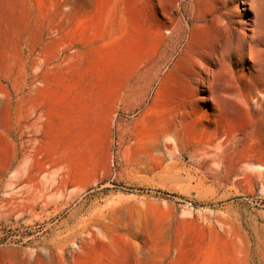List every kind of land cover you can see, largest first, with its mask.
Segmentation results:
<instances>
[{
	"label": "rangeland",
	"instance_id": "obj_1",
	"mask_svg": "<svg viewBox=\"0 0 264 264\" xmlns=\"http://www.w3.org/2000/svg\"><path fill=\"white\" fill-rule=\"evenodd\" d=\"M174 2L91 0L75 16L72 0H25V23L1 12L0 264H264V125L222 103L180 113L165 75L148 90L157 15ZM176 116L183 130L162 142ZM216 137L243 173L196 151Z\"/></svg>",
	"mask_w": 264,
	"mask_h": 264
},
{
	"label": "bare ground",
	"instance_id": "obj_2",
	"mask_svg": "<svg viewBox=\"0 0 264 264\" xmlns=\"http://www.w3.org/2000/svg\"><path fill=\"white\" fill-rule=\"evenodd\" d=\"M90 2L72 0L73 14L80 15ZM24 6L25 0H0V15L6 10L16 23H25ZM157 17L160 42L155 63L149 60L148 90L161 87L165 75L181 88L176 99L185 105L180 113L196 114L191 104L201 103L210 105V109L202 108L207 114L222 103L231 107L235 118L251 111L255 115L252 121L264 125V0H175L166 14ZM12 68L11 57L0 42V70L7 75ZM182 130L183 121L176 116L164 125L158 138L164 142ZM198 146L200 154L214 153L213 161L226 155L238 173L244 172L239 165L242 161L231 151L230 139L216 137Z\"/></svg>",
	"mask_w": 264,
	"mask_h": 264
}]
</instances>
